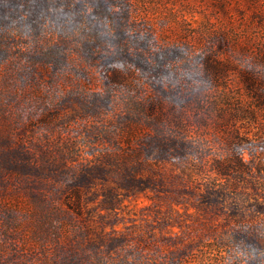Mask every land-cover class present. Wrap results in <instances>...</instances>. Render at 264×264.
Wrapping results in <instances>:
<instances>
[{"label":"rangeland","instance_id":"rangeland-1","mask_svg":"<svg viewBox=\"0 0 264 264\" xmlns=\"http://www.w3.org/2000/svg\"><path fill=\"white\" fill-rule=\"evenodd\" d=\"M263 130L264 0H0V264H264Z\"/></svg>","mask_w":264,"mask_h":264},{"label":"trees","instance_id":"trees-1","mask_svg":"<svg viewBox=\"0 0 264 264\" xmlns=\"http://www.w3.org/2000/svg\"><path fill=\"white\" fill-rule=\"evenodd\" d=\"M204 76L207 82H211L212 85L218 87L221 85L220 78L222 74L226 70V66H223V64H220L218 62H213L211 60H208L204 64ZM226 73V72H225ZM244 84L246 89L251 93V95L255 94L256 91L255 86L252 84L254 83L253 80L246 78V76H243ZM253 97V96H252ZM251 98V97H250ZM259 101V100H258ZM196 108L194 110L201 111L204 109L205 105H207V100L205 99H197L195 102ZM252 112H246L242 109H231L228 108L226 111L223 112L222 118H227L228 121H242L247 119H252L253 116H251ZM211 114V113H210ZM209 114H207V117ZM196 124L202 123L201 119H196ZM235 122V121H234ZM163 123V122H162ZM224 131L223 135L225 137L224 141L226 142V145L228 146L230 152L236 151V141L238 139L237 133L235 129L232 127L229 129L223 128ZM218 130H221V127H218ZM228 131V132H227ZM264 131V130H263ZM250 131H247L248 134ZM255 136H257L255 134ZM256 169V175L261 176L264 168L262 165L258 164L255 167ZM208 172H211L214 174L217 178L225 180L233 189V193L235 194L237 190V185L232 179H236L238 177H241L244 179L247 176H250L253 174L251 166L245 161V158L241 156V154H235L233 156H229L226 159H220L212 161V163L208 166Z\"/></svg>","mask_w":264,"mask_h":264}]
</instances>
